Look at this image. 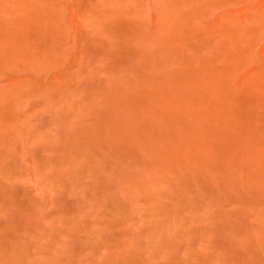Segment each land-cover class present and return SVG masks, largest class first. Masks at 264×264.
Here are the masks:
<instances>
[{"label": "rangeland", "instance_id": "374dc122", "mask_svg": "<svg viewBox=\"0 0 264 264\" xmlns=\"http://www.w3.org/2000/svg\"><path fill=\"white\" fill-rule=\"evenodd\" d=\"M0 264H264V0H0Z\"/></svg>", "mask_w": 264, "mask_h": 264}]
</instances>
